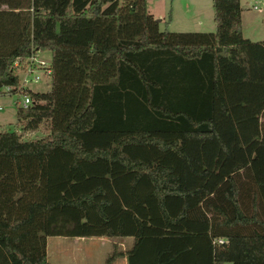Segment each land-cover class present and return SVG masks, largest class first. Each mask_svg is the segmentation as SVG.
Segmentation results:
<instances>
[{"label": "trees", "instance_id": "trees-1", "mask_svg": "<svg viewBox=\"0 0 264 264\" xmlns=\"http://www.w3.org/2000/svg\"><path fill=\"white\" fill-rule=\"evenodd\" d=\"M212 8L213 30H170L145 0H0V85L50 53L0 130V264H49L47 234L131 235L127 264H264V75L244 65L264 43L239 0Z\"/></svg>", "mask_w": 264, "mask_h": 264}, {"label": "rangeland", "instance_id": "rangeland-1", "mask_svg": "<svg viewBox=\"0 0 264 264\" xmlns=\"http://www.w3.org/2000/svg\"><path fill=\"white\" fill-rule=\"evenodd\" d=\"M252 0H239L242 14L243 36L253 41L264 43V0L257 3L256 8L250 6ZM146 8L154 12L157 18L160 17L159 27L170 30H211L214 28L212 23V0H145ZM200 21V22H199ZM210 23V24H209ZM248 48L247 45H245ZM249 49V48H248ZM49 51L43 49L39 51V57L45 58ZM49 55V53H48ZM244 65L250 68L254 64V72L264 75V62L248 59ZM242 63V62H241ZM23 66L17 70V84L20 83L23 75ZM39 74L36 80H27L24 85L34 90H45L49 88L50 75L41 68L34 69ZM22 88V86H21ZM21 88L16 87L9 91L0 90V130L1 129H20V124L16 120L15 108L18 103L15 99H21ZM45 131L42 126L33 130H23L22 137H31L43 134ZM97 235H47V250L50 264H104L108 254L118 250L126 249L131 241V235L113 236V243L109 242L108 249H105V238L98 239ZM107 237V236H105ZM56 239V240H55ZM54 241L55 245H54ZM59 242L61 245H59ZM106 250V251H105ZM122 259L117 258L115 263L119 264ZM229 263V262H227ZM127 264V263H126Z\"/></svg>", "mask_w": 264, "mask_h": 264}, {"label": "built area", "instance_id": "built-area-1", "mask_svg": "<svg viewBox=\"0 0 264 264\" xmlns=\"http://www.w3.org/2000/svg\"><path fill=\"white\" fill-rule=\"evenodd\" d=\"M259 1H262V0H252L250 2V6L252 8H256L257 7V3ZM39 51L42 52L43 49H40V48H35L34 51L31 52V54L28 56V58L26 59L24 65H23V75L21 76V80H20V83L17 84V87L22 88L23 87H26L24 85V82L27 81V80H36L38 77H39V74L37 72H34V69L36 68H41L44 72L46 73H49V66H48V62H49V58H50V53L48 55L45 54V58H41L39 57ZM1 86L4 87V91H9V89H11V85L10 84H2L0 85V90L1 89ZM22 98L19 100V99H15L14 102L18 103L19 105H26L30 98H29V95L25 92H22ZM217 241H222L223 238L222 237H217L216 239Z\"/></svg>", "mask_w": 264, "mask_h": 264}, {"label": "crops", "instance_id": "crops-1", "mask_svg": "<svg viewBox=\"0 0 264 264\" xmlns=\"http://www.w3.org/2000/svg\"><path fill=\"white\" fill-rule=\"evenodd\" d=\"M1 7H3V5L1 6ZM241 8V7H240ZM152 12V11H151ZM154 15H158V14H155L154 12H152ZM159 20H160V17H159ZM200 22V21H199ZM212 23H213V26L215 27V22H214V20H213V14H212ZM210 24V23H209ZM158 25H159V21H158ZM240 28H241V32H242V34H243V29H242V14H241V9H240ZM214 29V28H213ZM213 29H211V30H213ZM201 30H204V29H201ZM245 36V35H244ZM248 39H250V38H248ZM261 38H259V39H255V40H260ZM251 40V39H250ZM47 235H53V234H47ZM47 235H46V237H45V252H46V259L48 258V250H47ZM80 236H83V235H80ZM87 236H90V235H87ZM93 236V235H92ZM97 236H99L98 237V239H103V238H105V239H103V240H105V244L107 243V245H105V249H108V247H109V242H111V243H113V241H114V239H113V236H107V235H97ZM105 236H107V237H105ZM56 240V239H55ZM55 242L56 241H54V245H55ZM59 245H61V243L59 242ZM106 251V250H105ZM121 251H124V249L123 250H118V251H116V253L113 255V257L109 260V262H108V264H117V263H115V260L119 257V258H121L122 259V264H126L127 263V261H126V256H125V254L124 253H121ZM48 261V263L50 264V262H49V260H47ZM227 262H229V263H227ZM119 264H121V262L119 263ZM223 264H231L230 263V261H224L223 262Z\"/></svg>", "mask_w": 264, "mask_h": 264}]
</instances>
